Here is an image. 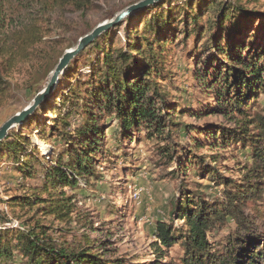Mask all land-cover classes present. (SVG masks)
<instances>
[{
    "label": "rangeland",
    "instance_id": "rangeland-1",
    "mask_svg": "<svg viewBox=\"0 0 264 264\" xmlns=\"http://www.w3.org/2000/svg\"><path fill=\"white\" fill-rule=\"evenodd\" d=\"M137 1L92 0V7L83 12H73L70 8L44 14H37L33 8L28 13L21 11L24 15L33 13L37 16L38 23L45 30L44 43L39 46L42 50L37 59L18 64L11 70L4 68V58L0 54V75L11 84L6 96L0 98V126L29 105L46 85L64 51L74 47L81 36L98 24L109 22ZM187 1L191 3L192 0H160L133 12L125 18L128 19L126 22L122 20V25L116 23L111 26L107 35H101L98 40L103 50L97 51L94 46H89L80 56L73 58L70 66L60 75L54 90L28 116L29 120L8 130L7 141H15V146L10 151L4 147L0 150V229L4 234L7 232L6 239L24 231L26 223H30L29 217H33L32 212L18 206L11 209L9 201L39 193L37 189H42L45 184V160L50 164V160H55L68 143L62 139V133H73L86 112L99 114L97 108H92L91 97L85 92L88 85L98 80L101 62L98 63L96 57L101 58L110 46L128 50L127 45L136 38L134 31H138L139 35L146 31L147 40L141 46L145 47L147 43L150 46L133 52L132 60L143 63L146 57L148 65L154 63L160 67L164 75L159 80L160 86L175 99L177 113L184 111L175 115L174 119L189 128V132L174 133L172 140H164L167 124H163V134L154 136L149 135L152 132L144 124L124 130L115 115H106L102 110L98 119L101 133L97 148L100 153L94 158V175L79 177L76 188H66L67 194L74 195L73 205L69 206L73 219L63 223L39 217L40 223L54 227L55 230L51 228L48 231L53 238L58 237L57 231L61 233L60 237H67V240H71L72 233L85 232L96 239L97 249L105 258L118 259L124 264H155L157 260L163 264H175L180 261L183 251L177 244L166 248L159 243L154 235L156 222L180 226L182 221L177 219V213L174 211L171 214L176 203L186 199L195 201L199 197L212 202L222 200L225 187L222 178H229L235 183L243 181L244 171L253 166L250 148L238 150V142L216 147L211 135L219 129H239L243 121L261 113L264 93L257 91L255 100L250 99L246 102L249 105L243 106L248 111L247 117H240L235 112L225 116L212 110L217 98L210 85L216 78L215 69L233 65L231 55H234L237 42H240V47L252 45L253 48L254 43L264 37V20L259 19L261 15L247 17L252 10L263 14L264 0H242L246 14L230 10L225 23L227 28L221 32L217 25L206 23L202 31L197 30L191 35L187 33L191 28L181 22V16L190 7ZM211 1L197 2V17H203L204 21L211 17L207 9ZM162 13L167 15V20L159 26L160 31L156 34L161 43L157 47L158 42H153L155 36L149 33L151 29L156 30ZM235 20L239 26L232 34L231 26ZM13 26L6 21L0 30V43ZM145 26L150 28L146 30ZM125 36L129 39H123ZM120 38L122 41L117 40ZM165 40V46L161 47ZM112 42L115 43L112 45ZM152 45H156V49ZM141 46L137 49L143 48ZM218 48H225L226 53L219 54ZM61 49L62 54L54 60L55 53ZM237 51L239 53L240 50ZM245 52L247 50L243 54ZM93 65L98 67L94 71ZM197 70L199 77H205L204 81L193 76ZM67 93H78L80 102L72 107L74 111L64 123H58L57 110L63 108L61 104L70 106V102L63 100ZM219 103L226 107L224 100ZM77 109L81 115H76ZM193 113H200V116ZM249 129L250 134L257 131L253 126ZM74 139L69 136L71 142ZM26 168L24 173L35 171L34 176L24 177L18 171ZM257 180L264 181V173L252 178V182ZM46 195L44 191L42 197ZM245 212L251 215L258 213L264 219V189L256 201L247 204ZM233 227L234 224L229 221L213 229L209 241L212 244L222 242ZM155 243L163 250L162 258L158 257ZM11 245H14L12 257L0 260V264H27L16 241Z\"/></svg>",
    "mask_w": 264,
    "mask_h": 264
},
{
    "label": "trees",
    "instance_id": "trees-1",
    "mask_svg": "<svg viewBox=\"0 0 264 264\" xmlns=\"http://www.w3.org/2000/svg\"><path fill=\"white\" fill-rule=\"evenodd\" d=\"M198 1L192 0L191 3L187 1L190 7L184 12L183 17L181 16V22L191 28L187 31L189 35L202 31L206 23L210 26L217 25L221 32L227 28L225 23L230 10L242 14L245 12L242 0H233V2L232 0H212L207 5L211 17L204 21L203 17H197L195 5ZM92 4V0H0V30L4 28L7 20L11 25L12 23L15 25L0 43L4 68L11 70L18 64L37 59V55L42 50L39 46L44 43L45 30L38 23L36 15L34 16L33 13L24 15L21 11L28 13L30 8H33L37 14H44L70 8L73 12H83L91 8ZM247 15V17L261 15L259 19L264 20V13L261 14L256 10L248 12ZM165 16L167 15L162 13L157 21L156 30L151 29L149 33L155 36L153 42H158L157 47L161 43L156 34L160 31L159 26L167 20ZM127 20L125 19L123 23ZM238 26V21L233 23L232 34L237 32ZM144 28L147 30L150 27L145 26ZM108 32V30L102 32L74 59L89 46L102 51L103 46L98 43V40L101 35H107ZM133 34L136 38L127 45L128 50L110 46L104 50L101 58L96 57V61L101 62V66L99 68L92 66L93 71L98 68V80L88 85L85 92L91 97L92 108H97L99 114L86 112L80 125L73 129V133H62V139L68 143L58 153L55 160H50V164L45 160L46 167L43 175L45 184L42 189H37L39 193L24 195L19 199L14 198L9 201L11 209L18 206L20 209L32 212L33 217H29L30 223L25 222L26 229L15 233L12 239H6L7 232L4 234L0 229V260L12 257L14 245L11 244L16 241L20 246L22 258L27 264H124L118 259L105 258L97 249L96 239L85 232L72 233L71 240H67V237H60L61 233L57 231L58 237L53 238L48 231L54 227L40 223L39 217L51 218L63 223H68L73 219L69 206L73 205L74 195L67 194L66 188L70 190L76 188L79 177L90 178L94 175V158L100 153V149L97 148L98 136L101 133L98 119L102 116V110L106 115H115L124 130L137 128L144 124L150 130L149 132H152H148L149 135L154 136L157 133L163 134V124H167L164 140H172L174 133L187 134L189 132V128L182 126L174 119L175 115L184 111L177 113L175 99L160 86L159 80L164 77L160 67L154 63L148 65L146 57L143 63L132 60L133 52L143 51L144 48L147 49L150 46V43H147L145 47L141 46L147 40L146 31L140 35L138 31H134ZM122 38L117 40L122 41ZM123 39H129V37L125 36ZM114 43L112 42V45ZM165 44L166 40L161 47ZM138 46L143 48L137 49ZM240 46V42L239 44L237 42L234 55H231L233 65L222 66L219 70L215 69L216 78L210 85V88L215 90L217 98L212 110L225 116L235 112L240 117H247L248 111H245L243 106L249 105L246 103L248 100H255L257 91L261 90L264 93V37L254 43L253 48L252 45ZM151 47L156 49V45ZM51 48L56 52V49ZM237 49L241 52H236ZM218 50H220L219 54L226 53L225 48H218ZM245 50L247 52L243 54ZM62 52L61 49L57 54L55 53L54 60ZM193 76L202 81L205 80V77L198 76V70L193 73ZM10 86V82L0 75V98L6 96ZM78 96V93L75 95L67 93L64 96V102H70V106L61 104L63 108L57 110L58 123H64L72 115L74 111L72 107L80 102ZM45 100L46 98L42 103ZM221 100H224L228 109L219 103ZM75 113L81 115L78 109ZM193 115L199 117L200 113H193ZM28 120L29 118L25 121ZM243 122L239 129H219L211 135L216 147L238 142L239 146L236 147L238 150L250 148V160L253 166L244 171L243 181L235 183L229 178H222L225 180L222 200L212 202L199 197L195 201L193 199L180 201L175 207L172 205L174 208L171 214L174 211L177 213V219L182 221L180 226L163 221H157L155 224L154 235L161 245L170 248L177 244L182 249L183 254L180 261L175 264H264V219L258 213L251 215L245 212L247 204L256 201L264 189V181L252 182V178L264 173V108L261 113ZM250 126L257 131L250 134ZM56 130H58L57 127ZM69 136L75 139L71 142ZM8 138L9 135L0 141V150L6 148L10 151L14 148L15 141L11 143L7 141ZM171 142L173 147L174 143ZM26 170L27 168L18 171L24 177L34 176L35 171L24 173ZM44 191H46V197H42ZM229 221H232L234 227L222 242L212 244L209 241L210 232L224 226ZM60 231L64 230L60 229ZM53 233L55 234V231ZM155 245V250L159 251L158 257L162 258L163 250L156 243ZM155 264L163 263L157 260Z\"/></svg>",
    "mask_w": 264,
    "mask_h": 264
},
{
    "label": "water",
    "instance_id": "water-1",
    "mask_svg": "<svg viewBox=\"0 0 264 264\" xmlns=\"http://www.w3.org/2000/svg\"><path fill=\"white\" fill-rule=\"evenodd\" d=\"M158 1L160 0H139L135 3L130 4L123 11L118 13L112 20H110L109 22H103L101 24H98L89 33H86L81 36L74 47L64 51V53L60 56L58 62L52 69L46 85L34 96L29 105L20 112L11 116L0 126V141L5 138L8 130L13 125L23 123L28 118V116L34 111V109L38 107L40 102L44 100L54 90L60 75L64 72L69 62L88 44H90L102 32L108 30L114 24L121 23L123 19L131 15L133 12L142 10L146 6L154 4Z\"/></svg>",
    "mask_w": 264,
    "mask_h": 264
}]
</instances>
